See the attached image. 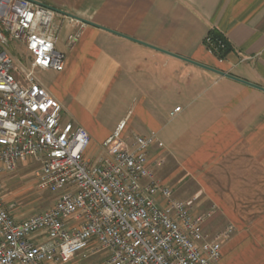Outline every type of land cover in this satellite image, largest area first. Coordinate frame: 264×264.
<instances>
[{
	"label": "crops",
	"instance_id": "1",
	"mask_svg": "<svg viewBox=\"0 0 264 264\" xmlns=\"http://www.w3.org/2000/svg\"><path fill=\"white\" fill-rule=\"evenodd\" d=\"M38 1L107 28L84 24L70 48L75 28L56 13L65 67L38 76L63 121L89 131L87 154L122 121L129 143L156 134V179L174 181L195 212L215 209L207 232L235 226L217 264H264V0ZM214 32L229 44L223 61L205 44Z\"/></svg>",
	"mask_w": 264,
	"mask_h": 264
},
{
	"label": "built area",
	"instance_id": "2",
	"mask_svg": "<svg viewBox=\"0 0 264 264\" xmlns=\"http://www.w3.org/2000/svg\"><path fill=\"white\" fill-rule=\"evenodd\" d=\"M55 16L32 0H0V177L34 161L39 187L56 194L51 207L19 220L0 179V264H67L87 249L105 250L109 264H217L235 226L207 232L214 212H195L156 179L149 161L151 147L163 145L156 134L129 143L122 121L92 156L89 131L63 121L64 105L37 74L65 67ZM69 23L71 48L85 23ZM12 44L27 52L25 61ZM205 44L225 59L223 38L209 33Z\"/></svg>",
	"mask_w": 264,
	"mask_h": 264
},
{
	"label": "rangeland",
	"instance_id": "3",
	"mask_svg": "<svg viewBox=\"0 0 264 264\" xmlns=\"http://www.w3.org/2000/svg\"><path fill=\"white\" fill-rule=\"evenodd\" d=\"M10 49L17 59L25 61L27 52H25L19 44H17V46L12 44ZM37 74L39 76L40 73L38 72ZM18 77L21 76L18 74ZM115 116L116 113L112 111L109 115L110 118L107 120H114ZM160 147H163V145ZM39 169L40 164L32 161L22 164L14 172L2 174L0 177L3 196L9 203L8 206L10 205L9 210L18 216L22 215L24 219L48 209L54 204L56 199V194L39 187L37 179V171ZM160 180L170 187L176 186L174 181H170V184L169 181L167 183V181L164 179L162 180V178ZM189 186L191 187L192 183H190ZM172 187L173 196L179 197L176 199H180L181 196H184L180 191L176 190V187L174 188V194ZM204 210V212L213 211L215 213V209ZM107 259L108 255L105 250L92 252L90 249H87L74 256L67 264H109Z\"/></svg>",
	"mask_w": 264,
	"mask_h": 264
},
{
	"label": "water",
	"instance_id": "4",
	"mask_svg": "<svg viewBox=\"0 0 264 264\" xmlns=\"http://www.w3.org/2000/svg\"><path fill=\"white\" fill-rule=\"evenodd\" d=\"M32 1H34V2H36V3H38V4H41V5H44V6L50 7V8L53 9L56 13H59V14H62V15H64V16H67V17H69V18H72V19L78 20V21L83 22V23H85V24H90V25H94V26H97V27L104 28V27H102V26L96 24L95 22H92V21H90V20H87V19H85V18H82V17H80V16H77V15H75V14L69 13V12L64 11V10H62V9L56 8V7H54V6H50V5L46 4V3L40 2V1H38V0H32ZM104 29H107V28H104ZM110 31H112V30H110ZM113 32H114V31H113ZM115 33H117V32H115ZM178 57H181V56H178ZM183 59H185V60H187V61H192V60H189L188 58H183ZM192 62L195 63V64H197V65H199V66H201V67H204V68H207V69H212V68H210V67H208V66H205V65H203V64H199V63L194 62V61H192ZM216 71H217L219 74H221V75L229 76V77L235 78V79H237V80H240V81H243V82L249 83V82H247V81H245V80L239 79V78H237V77H235V76H232V75H230V74H227V73H225V72L218 71V70H216ZM262 89L264 90V88H262Z\"/></svg>",
	"mask_w": 264,
	"mask_h": 264
},
{
	"label": "trees",
	"instance_id": "5",
	"mask_svg": "<svg viewBox=\"0 0 264 264\" xmlns=\"http://www.w3.org/2000/svg\"><path fill=\"white\" fill-rule=\"evenodd\" d=\"M213 34V36H214V38H223V40H225V42H226V48H225V50L223 51V52H221L220 54H221V56H225L226 54H227V52H228V50H229V44H228V42H227V40L226 39H224V37H222V36H220L218 33H216V32H214V33H212Z\"/></svg>",
	"mask_w": 264,
	"mask_h": 264
}]
</instances>
